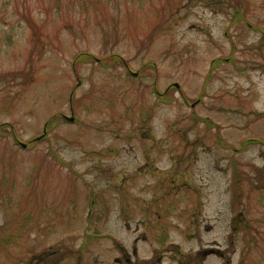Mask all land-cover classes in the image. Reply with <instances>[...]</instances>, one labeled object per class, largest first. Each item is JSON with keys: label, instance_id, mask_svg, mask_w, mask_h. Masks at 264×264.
Here are the masks:
<instances>
[{"label": "rangeland", "instance_id": "rangeland-1", "mask_svg": "<svg viewBox=\"0 0 264 264\" xmlns=\"http://www.w3.org/2000/svg\"><path fill=\"white\" fill-rule=\"evenodd\" d=\"M127 260L264 264V0H0V264Z\"/></svg>", "mask_w": 264, "mask_h": 264}, {"label": "trees", "instance_id": "trees-1", "mask_svg": "<svg viewBox=\"0 0 264 264\" xmlns=\"http://www.w3.org/2000/svg\"><path fill=\"white\" fill-rule=\"evenodd\" d=\"M86 57H87V56H85V57H81L80 62H81V63H85L86 60L83 59V58H86ZM82 59H83V60H82ZM81 63H80V64H81ZM111 64L114 65V62H112ZM53 121H54V120H53ZM53 121L49 124L48 131H51V127H50V126H51L52 124H54ZM48 131H47V128H46V131H45V132L47 133ZM2 134H3V133H2ZM30 143H33V144H36V143H37V144H38L39 141H37V140H36V141H35V140H32Z\"/></svg>", "mask_w": 264, "mask_h": 264}, {"label": "flooded vegetation", "instance_id": "flooded-vegetation-1", "mask_svg": "<svg viewBox=\"0 0 264 264\" xmlns=\"http://www.w3.org/2000/svg\"><path fill=\"white\" fill-rule=\"evenodd\" d=\"M208 252H212V250H209ZM118 264H122L121 262H118ZM126 264H130V260L126 261Z\"/></svg>", "mask_w": 264, "mask_h": 264}, {"label": "water", "instance_id": "water-1", "mask_svg": "<svg viewBox=\"0 0 264 264\" xmlns=\"http://www.w3.org/2000/svg\"><path fill=\"white\" fill-rule=\"evenodd\" d=\"M23 147H25L24 144H22ZM81 264H94V263H81Z\"/></svg>", "mask_w": 264, "mask_h": 264}]
</instances>
